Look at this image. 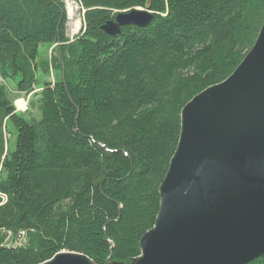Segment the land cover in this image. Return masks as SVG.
Instances as JSON below:
<instances>
[{"label": "trees", "instance_id": "16d2710c", "mask_svg": "<svg viewBox=\"0 0 264 264\" xmlns=\"http://www.w3.org/2000/svg\"><path fill=\"white\" fill-rule=\"evenodd\" d=\"M79 2L84 28L70 42L62 0H0V264L139 257L183 107L234 72L264 23V0ZM137 8L153 14L147 27L101 30ZM41 45L55 55L40 59ZM49 68L56 80L40 82ZM5 82L30 96L27 113Z\"/></svg>", "mask_w": 264, "mask_h": 264}, {"label": "water", "instance_id": "95a60500", "mask_svg": "<svg viewBox=\"0 0 264 264\" xmlns=\"http://www.w3.org/2000/svg\"><path fill=\"white\" fill-rule=\"evenodd\" d=\"M152 19L141 8L116 12L101 30L114 37ZM180 118L154 226L131 264H249L263 257L264 23L234 72L193 97ZM41 264L95 263L63 251Z\"/></svg>", "mask_w": 264, "mask_h": 264}, {"label": "rangeland", "instance_id": "374dc122", "mask_svg": "<svg viewBox=\"0 0 264 264\" xmlns=\"http://www.w3.org/2000/svg\"><path fill=\"white\" fill-rule=\"evenodd\" d=\"M66 37H67V35H66ZM55 49H56L55 45L50 47V48L49 47L47 48L46 45H41L39 47V52H40V56L39 57H40V59L41 58L43 60L51 59V57H53L55 55V53H56ZM38 77L40 79V82H42V83L43 82H51V83H53L56 80V74H55V72L51 71L50 68H49V73H48L47 76L44 75V74L39 73ZM0 84H2L1 79H0ZM4 86L7 87V89H9V91H11L10 92V97L11 98H15L14 106L16 108V111L20 112V113H27L28 112V108H29L30 96H26L25 97L24 95H17L15 93L13 83L5 82ZM38 91L39 90H35V93H37ZM18 106H20L23 109H18L19 108ZM6 242H7V246L8 247L11 246V245H14L13 243L11 244L9 240H7ZM25 244H26V240H22L21 241V245H25Z\"/></svg>", "mask_w": 264, "mask_h": 264}, {"label": "built area", "instance_id": "2783aa9c", "mask_svg": "<svg viewBox=\"0 0 264 264\" xmlns=\"http://www.w3.org/2000/svg\"><path fill=\"white\" fill-rule=\"evenodd\" d=\"M64 3L65 14H66V30L65 33L69 38V41L72 42L79 34L83 31L84 28V13L79 0H62ZM79 22V26H75V22ZM51 69V68H50ZM52 71V70H51ZM2 203H4V196H0ZM19 240L14 244L21 246V241L24 240V233L19 234Z\"/></svg>", "mask_w": 264, "mask_h": 264}, {"label": "bare ground", "instance_id": "6f19581e", "mask_svg": "<svg viewBox=\"0 0 264 264\" xmlns=\"http://www.w3.org/2000/svg\"><path fill=\"white\" fill-rule=\"evenodd\" d=\"M75 26H76V27L79 26V22H78V21L75 22ZM18 107H19L18 109H23V108H21L20 106H18Z\"/></svg>", "mask_w": 264, "mask_h": 264}]
</instances>
